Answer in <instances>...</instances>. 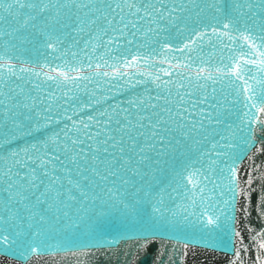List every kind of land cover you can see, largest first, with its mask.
Listing matches in <instances>:
<instances>
[{
	"label": "water",
	"instance_id": "water-1",
	"mask_svg": "<svg viewBox=\"0 0 264 264\" xmlns=\"http://www.w3.org/2000/svg\"><path fill=\"white\" fill-rule=\"evenodd\" d=\"M0 5V264H264V0Z\"/></svg>",
	"mask_w": 264,
	"mask_h": 264
},
{
	"label": "snow or ice",
	"instance_id": "snow-or-ice-1",
	"mask_svg": "<svg viewBox=\"0 0 264 264\" xmlns=\"http://www.w3.org/2000/svg\"><path fill=\"white\" fill-rule=\"evenodd\" d=\"M16 2L18 3L19 2V0H16ZM219 2L220 3H224V0H219ZM232 7H235V5H231ZM0 7H2V5H0ZM227 5L225 6V9L224 10H227ZM217 11H220V9H217ZM26 26V25H25ZM253 107H255V105H253ZM261 112H264V108H261V109H259ZM45 175H46V173H45ZM45 195H47V192H45V193H42L41 194V196H45ZM25 199L27 198V197H24ZM22 202V201H21ZM37 203H46V201L45 200H43V199H41V197L40 196H38L37 197ZM49 207H51V205H49ZM39 217V219H38V222L39 223H41V224H44V223H47V221L44 219V217L42 216V215H40L39 213H36V214H34V217L33 218H35V217ZM57 219H59V217H56ZM209 223H213V221H211V220H209ZM31 227V226H30ZM33 237L34 238H38V237H40V235H41V232L38 230V231H36V232H34L33 234ZM3 239H7L6 237H4ZM31 247V246H30ZM40 245L39 244H37L36 245V247H35V249L34 250H40Z\"/></svg>",
	"mask_w": 264,
	"mask_h": 264
}]
</instances>
